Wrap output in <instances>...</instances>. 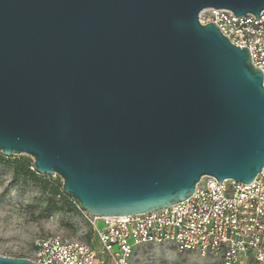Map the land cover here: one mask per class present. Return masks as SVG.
Masks as SVG:
<instances>
[{"label": "water", "instance_id": "water-1", "mask_svg": "<svg viewBox=\"0 0 264 264\" xmlns=\"http://www.w3.org/2000/svg\"><path fill=\"white\" fill-rule=\"evenodd\" d=\"M206 8L260 17L264 0H0V151L94 217L171 206L206 175L251 183L264 73Z\"/></svg>", "mask_w": 264, "mask_h": 264}, {"label": "built area", "instance_id": "built-area-1", "mask_svg": "<svg viewBox=\"0 0 264 264\" xmlns=\"http://www.w3.org/2000/svg\"><path fill=\"white\" fill-rule=\"evenodd\" d=\"M202 24L215 22L236 45L247 46L264 73V10L236 16L229 9L206 8ZM264 85V81H263ZM98 246L49 235L36 242L31 260L42 264H132L146 246H172L179 252L214 256L222 264H264V168L251 183L210 175L189 198L134 215L94 217L87 213Z\"/></svg>", "mask_w": 264, "mask_h": 264}, {"label": "rangeland", "instance_id": "rangeland-1", "mask_svg": "<svg viewBox=\"0 0 264 264\" xmlns=\"http://www.w3.org/2000/svg\"><path fill=\"white\" fill-rule=\"evenodd\" d=\"M27 154L0 151V255L33 258L36 242L49 235L79 239L98 246L87 211L63 192L57 174H40ZM34 170L36 175L28 172ZM59 189L60 194L55 190ZM132 264H222L219 257L179 252L172 246H146Z\"/></svg>", "mask_w": 264, "mask_h": 264}, {"label": "trees", "instance_id": "trees-1", "mask_svg": "<svg viewBox=\"0 0 264 264\" xmlns=\"http://www.w3.org/2000/svg\"><path fill=\"white\" fill-rule=\"evenodd\" d=\"M34 164V163H33ZM28 169V172L29 173H31V174H33V175H36V170L34 171V170H31L30 168H27ZM55 193L56 194H60L61 192H59V189L57 188L56 190H55Z\"/></svg>", "mask_w": 264, "mask_h": 264}]
</instances>
